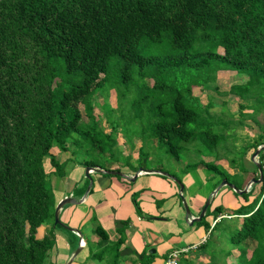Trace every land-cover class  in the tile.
<instances>
[{
	"label": "trees",
	"instance_id": "trees-1",
	"mask_svg": "<svg viewBox=\"0 0 264 264\" xmlns=\"http://www.w3.org/2000/svg\"><path fill=\"white\" fill-rule=\"evenodd\" d=\"M220 71L245 76L226 93L250 101L239 103L233 127L237 131L246 118L256 124L259 134L240 141L243 153L252 154L264 145V0H0V264H54L49 253L55 227L78 239L54 225L56 201L43 166L49 162L62 176L64 164L52 148L66 151L77 142L74 135L91 142L103 134L93 113L98 92L115 91L116 107L105 101L106 112L130 104L134 120H141L146 108L154 120L151 138L176 158L185 144H205L212 158L188 166L204 167L217 177L215 185L232 182L219 161L232 154L225 152V132L235 144L238 132L232 136L229 124L218 130L213 116L223 120L226 113H212V102L201 106L193 92ZM109 125L104 135L115 144L118 122ZM79 163L121 171L116 164ZM258 163L262 180L235 194L238 205L227 217L215 221L222 209L217 204L198 221L227 243L222 251L211 250L205 264H264V147ZM209 213L212 227L205 220ZM91 223L97 240L88 244L89 256L118 264L122 229L109 242L94 217ZM42 224L50 229L37 237ZM211 241L200 250L209 251ZM230 255L235 263L227 261ZM152 257L146 253L139 264ZM177 264L193 263L182 254Z\"/></svg>",
	"mask_w": 264,
	"mask_h": 264
},
{
	"label": "crops",
	"instance_id": "crops-1",
	"mask_svg": "<svg viewBox=\"0 0 264 264\" xmlns=\"http://www.w3.org/2000/svg\"><path fill=\"white\" fill-rule=\"evenodd\" d=\"M233 96L238 99V103H250L248 100L239 99L236 95ZM247 151L250 153L248 156H246V152L244 153L242 163L245 171L241 172L237 166L225 167L230 175H240V185L231 182L240 189L246 185L249 179L258 174L255 161L258 162L259 153L252 160L253 153L251 154L250 150ZM62 162L66 163L65 167L68 166L65 168L64 174L56 179V181H62L64 185L55 201L57 203L63 197L69 196L77 202L65 204L59 211V217L66 225L78 229L84 241L80 252L70 264H105L104 259L98 260L89 256L88 244L95 245L97 240L93 235L91 217H94L105 230L109 242L117 240L120 237L119 228L122 229L124 239L119 250L118 264H139L146 253L153 254L149 261L150 264H163L171 250L192 246L205 240L197 248L189 249L188 252L191 253L197 249L200 250V246L207 242L210 229L205 230L202 224L193 227L194 222L190 224V220H185L180 193L185 198L184 191L186 190L187 197H190V215L196 217L216 186L214 184L213 188H210L207 185L208 182L215 183L217 177H204L201 174L204 182L207 181L204 186H195L193 179L189 177L186 179L187 184H184L180 191L172 177L158 172L144 173L140 171L136 177L132 176L138 169L135 171L121 170L128 177L89 172L91 185L86 192L89 180L85 176L83 166L70 159H63ZM226 163L228 164V162ZM176 178L179 180L178 177ZM224 187L227 188V186H222L214 196L210 197L209 208L206 209L209 212L217 204L222 206L220 215L215 221L220 217H227L231 213V209L236 207L239 202L236 193L229 187L230 191L224 190ZM185 200L187 199L185 198ZM173 220L176 223L179 222L181 227L172 228L170 224ZM205 220L210 223V227L215 222L210 213ZM122 221H127V224L122 226ZM49 229L50 224L40 225L37 228L36 236L42 237ZM54 238L55 244L49 253V260L54 264H64L75 251L79 238L75 239L71 233L56 227L54 228ZM150 249H153V252H150ZM92 251H95V248H92ZM187 257L189 258V256Z\"/></svg>",
	"mask_w": 264,
	"mask_h": 264
},
{
	"label": "rangeland",
	"instance_id": "rangeland-1",
	"mask_svg": "<svg viewBox=\"0 0 264 264\" xmlns=\"http://www.w3.org/2000/svg\"><path fill=\"white\" fill-rule=\"evenodd\" d=\"M240 75L242 77H245L242 74L236 75L233 71H220L218 72L217 78L214 82H208L207 84H204L203 88L201 89L197 87L193 89L194 94L199 95L198 103L201 106L205 105L208 101H211L212 106L210 108V111L212 113H220L222 111L226 113V116L223 120H221V118H219L217 115H214V123H217V129L221 132L224 128V125L229 124V133H231L232 136L236 131L233 126H235V122L238 120L237 116H239V101L236 97L233 96V94H228L226 93V91L228 90L231 83L240 81ZM105 101L113 105V107H116L117 97L113 89L108 90L106 93L98 92L93 97L94 117L96 121H98L103 134L98 135L96 137L97 140L91 142L82 137L80 138L79 135H74L75 138H78L77 142L73 143L72 145L70 144L69 148L66 151H59L56 147H53L51 152L56 155L57 159L60 162H62L63 159H70L74 162L88 161L100 165L104 168H108L109 166L116 164L121 165L122 171H134L136 170V168L141 167L143 169L158 170L163 173H168L173 177H178L180 183L183 185L187 184L186 179H188L189 177L193 179L195 186H204L207 184V181L205 183L202 177H211V173L208 172V170H205L202 166H198L197 168L188 166L190 165V163L198 161L200 159L208 161L212 158L211 154L208 153V149L205 148V144H202L198 140H195L191 144H185L183 145L185 146L184 149L179 153V157L176 158L171 153L167 152L166 146L157 143L153 138H151V123L154 120L147 119V115L149 113L146 108L144 109V117L141 120H134V112L130 109V104L128 105V109L126 110H115L110 113L106 112L104 109L103 103ZM79 108L82 113V121L88 122L89 124L90 119L85 115L81 104H79ZM202 118L208 119L210 122L212 121V119L204 117L203 114ZM111 119L118 122L116 133H112V136H114L115 139V144L108 140V138L104 135V133L109 131L110 129L109 123L110 121H113ZM260 120L264 121V116L260 117ZM114 123L116 124V122ZM244 124V126L238 127L236 131L238 132L239 137V140L236 144L233 143L232 138L227 137V132H225V152H232V154L230 153L231 156L229 158H233L234 162H236L237 164L243 163L244 156L243 146L240 145V141H242L243 139L247 140L242 141V143H245V141H251L252 138L258 135L260 132L256 124L250 121V119H244ZM99 146H102L103 149ZM249 153L250 152L246 151V156H248ZM223 156L225 157H222L223 160H220L219 162L222 163V166L224 167V169H226L225 167H230V164H227L226 161L229 162L231 161V159L226 158V155ZM48 163L49 162H45V165L43 164V167L48 177L49 186L51 188V196L55 201L57 196L59 195L60 189L63 188L64 183L60 180L56 181L57 177L59 176L53 173L54 168ZM65 165L66 163L63 166V172L68 166L67 165L65 167ZM80 166L83 165L80 164ZM85 167L86 166H83L84 169ZM229 179L237 185H240L241 183L240 175H230ZM207 185L210 188H213L214 182L209 181ZM223 189L230 191L228 187H224ZM186 194L187 192L185 190L184 197L187 199L185 201L189 208L190 197H187ZM59 219L64 223V221L61 220V217H59ZM170 225L175 229L181 227L180 223H176L174 220ZM197 226H201L200 222H194L193 227ZM209 239L210 235L207 236L208 241ZM211 240L212 241L210 243H212V245L208 249L209 251H202L197 249L195 252L189 253L188 251L190 250L185 252L186 254H188L187 256H189L193 264H205L209 259L211 250L222 251V249H225L227 247L226 241L223 238L217 236V233H214V235L211 236ZM227 261L235 263L236 260L233 255H230Z\"/></svg>",
	"mask_w": 264,
	"mask_h": 264
},
{
	"label": "water",
	"instance_id": "water-1",
	"mask_svg": "<svg viewBox=\"0 0 264 264\" xmlns=\"http://www.w3.org/2000/svg\"><path fill=\"white\" fill-rule=\"evenodd\" d=\"M264 147V145H261V146H258L256 148V150L253 152L252 154V157L251 159L254 160V158L257 156V154L259 153L260 149H262ZM255 164H256V167H257V170H258V178H255V177H252L251 179H249L246 183V185L243 187V188H237L235 187L234 184H232L231 182L227 181L226 179H222L220 181V183L213 189L212 193H211V196H214L218 190L222 187V186H227L229 187L230 189H232L235 193L237 194H241V193H245V192H248V188L250 187L251 184H256V183H259L261 180H262V170H261V166L260 164L255 161ZM142 171L144 173H160L162 175H165L167 177H172V179L178 184L179 186V190L182 191L183 189V184L180 183V181L176 178V177H173L171 175H169L168 173H163V172H160L158 170H152V169H143V168H138V171L136 173L133 174L132 177H136L138 175V173ZM89 172H97V173H105V174H111V175H119V176H125V177H128L127 175H125L124 173H122L121 171H116V170H105V169H101L99 167H91V166H86L85 167V176L88 178L89 180V183H88V186L86 188V192L89 190V187L91 185V179H90V175H89ZM132 180H134V178H132ZM210 197L207 198V200L205 201V203L203 204L198 216L196 217H191L190 215V210L188 208V205L185 201V199L183 198V196L181 195L180 193V199H181V202H182V206H183V209H184V218L185 220H190L189 223L191 224L192 222H195V221H200L201 218L203 217L209 203H210ZM81 200V199H80ZM77 201L75 199H73L72 197H64L62 198L61 200H59V202L56 204L55 208H54V225L55 224H59L61 225L62 227H64L65 229L69 230V231H72L74 232L78 238H79V243L75 249V251L72 253V255L69 257V259L64 263V264H70L72 262V260L77 256V254L80 252L81 250V247L83 245L80 244V240H82V242L84 243L83 239H82V235L81 233L79 232L78 229L76 228H73V227H70L66 224H64L63 222L60 221L59 219V211L60 209L65 205V204H71V203H76ZM150 252H153V249H150Z\"/></svg>",
	"mask_w": 264,
	"mask_h": 264
},
{
	"label": "built area",
	"instance_id": "built-area-1",
	"mask_svg": "<svg viewBox=\"0 0 264 264\" xmlns=\"http://www.w3.org/2000/svg\"><path fill=\"white\" fill-rule=\"evenodd\" d=\"M204 241H202L201 243H203ZM201 243H198V244H195V245H192V246H188V247H184V248H180V249L171 250L168 253V255L166 256V258L164 259L163 264H177L178 258H179V256L181 254L185 253L189 249L197 248ZM80 244L84 245L82 240H80Z\"/></svg>",
	"mask_w": 264,
	"mask_h": 264
}]
</instances>
